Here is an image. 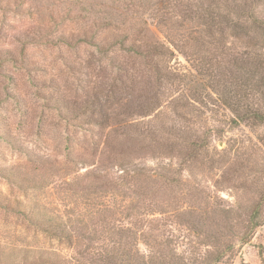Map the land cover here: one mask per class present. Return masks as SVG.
Here are the masks:
<instances>
[{"label": "trees", "instance_id": "1", "mask_svg": "<svg viewBox=\"0 0 264 264\" xmlns=\"http://www.w3.org/2000/svg\"><path fill=\"white\" fill-rule=\"evenodd\" d=\"M130 2L127 12L111 10V4L107 6L105 3L97 8L99 4L88 0H78L79 4L61 9L59 13L50 7V15L46 17L43 14L35 28L15 36L14 41L21 45L19 52L0 49V66L5 62L19 63L20 58V62L24 63L26 56L30 57L27 55L30 45L54 48L74 71L81 69L76 68L75 61L68 62L67 58L76 59L84 52L90 59L86 61L89 70L88 67L82 70L83 74H89L94 63L107 62L110 68L101 66L98 70L101 87L97 93L74 103L55 92L56 95L47 97L49 103L59 110L69 112L71 109L76 118L80 117L77 119H84V125L103 126L104 129L112 108L120 121L129 116L141 118L135 122L139 125L137 138L127 134L123 135L125 139H119L134 146L130 147L129 156L134 155V143H140L139 148L144 149L147 155H155L157 160L167 156L179 159L181 164L190 163V166H199L197 163H200L204 167L209 156L208 164L222 169L224 182L230 183L231 188L242 189L252 195L250 204L225 202L222 198L210 196L209 200H204L205 205L177 216L194 234L205 239L204 245L212 248L205 253V258L178 254L171 247H168L170 251L160 250L158 255V264H212L213 261V264H218L234 250L235 241L249 242L257 228L264 224V51L254 52L250 45L236 51L229 40L230 37L253 33V39L264 42V16L258 14L264 0H158L154 3L158 10L150 6L154 0ZM23 5L24 0H0V9L6 11L24 9ZM145 8L153 12L150 15L157 20L163 39L152 29L146 16L138 17V12H135ZM67 19L80 22V25H65ZM178 53L192 62L190 68L179 61ZM40 81H35L34 85L39 87ZM43 87L58 88L49 79ZM81 87L88 89L87 85L78 86ZM201 98L205 104L209 102L213 106L209 111L214 112L215 117L221 112H224L222 116H227L226 112H229L227 118L231 126L244 125L256 138L248 144L239 142L236 146V143H231V146L222 149L212 146L213 130L218 128H212L207 136L195 120L182 124L186 120L184 113L195 112L193 107L200 110L196 103L202 101ZM168 109H178L176 117L166 116ZM96 145L99 147L100 143ZM70 147L71 154L77 149L83 151L89 148L88 145L77 148L73 143ZM121 153L112 157L103 153L105 158L98 167L104 172L110 162L116 161V165L123 160L119 155ZM119 164L121 173L117 177L107 170L101 179H109L110 172L114 183L121 181L133 188L138 186L143 194L147 193L141 183L148 170L147 162L134 164L133 159H128V162ZM166 172L165 177L171 175L169 168ZM154 194L162 197L158 190ZM200 194L201 199L210 195L209 187L190 195L199 197ZM135 195H140V192L135 191ZM3 196H0L1 205L13 209L14 203ZM32 207L29 212L19 209L31 213L40 229L55 237L69 239L71 246L87 237L84 229L76 233L68 221L45 220L37 212L41 211L40 206ZM136 208L138 210L140 206L136 205ZM131 225L133 227L125 230L120 228L122 233H115L123 237L117 249L103 252L109 264H148L149 256L137 247L140 228L134 222ZM55 255L56 258L59 256Z\"/></svg>", "mask_w": 264, "mask_h": 264}, {"label": "rangeland", "instance_id": "2", "mask_svg": "<svg viewBox=\"0 0 264 264\" xmlns=\"http://www.w3.org/2000/svg\"><path fill=\"white\" fill-rule=\"evenodd\" d=\"M88 1L99 4L97 8L105 3L107 6L111 4V10L126 12L131 4V0ZM157 1L154 0L150 6L156 8L154 3ZM75 4H79L78 0H24V9H0V49L19 52L21 45L14 41L16 35L35 28L43 14L46 17L50 15V7L59 13L61 9ZM135 12H138V17L146 16L155 33L164 38L158 30L157 20L150 15L153 12L150 13L147 8ZM258 14L264 16V5H260ZM64 24L80 25V22L67 19ZM252 36L253 33L242 34L229 40L236 51L250 45L254 52H263L264 42ZM82 53L76 59L67 56V61H75L76 68L79 67L81 71L71 69L58 51L44 45H30L27 50L30 57L22 59L24 63L20 62V58L19 63L5 62L0 66V196L4 195L14 203L13 209H6L0 200V264H109L103 252L117 249L123 238L122 234L117 235L122 233L119 229L133 227L131 222L140 228L137 247L141 253L149 256L148 264L159 263L160 250L172 249L178 254L205 258V253L212 248L204 245L205 239L194 234L177 216L205 205L204 200H209L210 196L222 198L225 202L250 204L252 195L242 189L231 188L230 183L224 182L222 169L208 164L209 156L205 159L204 167L200 163H197L199 166L181 164L179 159L167 156L157 160L155 155L144 153L145 150L139 148L140 143H134V155L129 156V149L134 146L119 139H125L123 135L127 134L137 138L139 125L135 122L141 118L129 116L120 121L112 108L104 129L103 126L84 125V119H77L80 117L76 118L71 109L69 112L59 110L49 103L47 97L55 92L74 103L82 102L88 95L90 97L98 92L97 89L101 87L98 70L108 64L96 62L89 74H83L82 70L87 67L89 70L86 61L90 57ZM178 56L179 61L190 68L192 62L179 53ZM48 79L58 88L43 87ZM39 80L37 87L34 82ZM81 84L87 85L88 89L78 88ZM203 100L196 103L200 110L193 107L195 112L184 113L186 120L182 124L195 120L207 136L212 128H218L213 130L214 135L211 133L212 146L222 149L231 146V143H236V146L239 142L248 144L256 138L251 129L244 125L231 126L227 118L229 112H226L227 116H222L224 112H221L215 117L214 112L209 111L213 106L209 102L205 104ZM167 111L166 116L174 118L179 110ZM202 111L203 114L199 115ZM216 118L219 120L215 121ZM72 143L77 148H81V145H88L89 148L83 151L77 149L71 154ZM98 143L99 147L96 145ZM104 143L108 145L107 150L106 146L103 149ZM103 153H109L111 157L121 153L119 155L123 160L119 163L128 162V159H133L134 164L147 162L148 170L141 182L147 193L143 194L138 186L133 188L121 181L114 183V176L110 172L109 179H101L107 170L115 173L116 177L121 173L120 164L117 162L115 165L116 161L110 162L104 172L98 167L105 158ZM178 165H181L179 171ZM167 168L171 170V175L165 177ZM25 179L29 182H25ZM208 187L211 194H205L203 199L202 194L199 197L190 195ZM156 190L161 198L154 194ZM135 191L140 195H135ZM34 205L40 206L41 211L37 212L43 215V219L68 221L74 232L79 233L84 229L87 237L71 246L69 239L55 237L40 229L33 215L28 213ZM136 205L140 206L138 210ZM19 208L28 212L24 213ZM106 209L109 211L105 212ZM55 253L59 254V259ZM218 264H264V224L257 228L249 242L235 241L234 250Z\"/></svg>", "mask_w": 264, "mask_h": 264}]
</instances>
